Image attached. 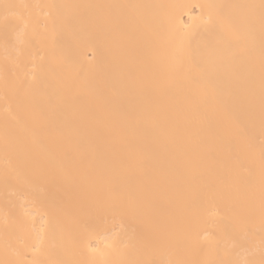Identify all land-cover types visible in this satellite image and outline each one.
<instances>
[{"label": "bare ground", "instance_id": "obj_1", "mask_svg": "<svg viewBox=\"0 0 264 264\" xmlns=\"http://www.w3.org/2000/svg\"><path fill=\"white\" fill-rule=\"evenodd\" d=\"M0 264H264V0H0Z\"/></svg>", "mask_w": 264, "mask_h": 264}]
</instances>
